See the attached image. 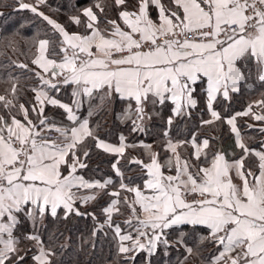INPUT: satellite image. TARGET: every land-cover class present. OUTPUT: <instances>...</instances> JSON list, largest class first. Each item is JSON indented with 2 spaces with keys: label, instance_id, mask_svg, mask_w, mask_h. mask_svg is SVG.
Segmentation results:
<instances>
[{
  "label": "snow or ice",
  "instance_id": "obj_1",
  "mask_svg": "<svg viewBox=\"0 0 264 264\" xmlns=\"http://www.w3.org/2000/svg\"><path fill=\"white\" fill-rule=\"evenodd\" d=\"M45 3L17 0L15 10L30 11L59 33V51L53 48L51 56L60 59L49 58L51 41L40 39L32 60L42 70L34 72L40 82L38 89H31L35 104L17 107L15 83L11 99L0 95V107L6 110L0 115V264H54L56 253L42 240L41 229L46 216L57 217L58 209L64 210L65 219L71 214L93 215L95 219L93 213L81 212L77 203L87 205L108 195L113 199L101 209L106 214L104 224L113 227V213H120V192L108 191L109 186L115 187L111 177L86 179L80 170L88 167L86 159L92 148L123 157L128 146L122 134L116 145L90 127L89 118L94 114L91 103L87 116L78 114L83 97L91 100L96 94L101 102H110L114 96L128 100L120 119H131L135 131L148 105L155 108L171 99L175 115L195 108L198 101L193 93L198 81L206 84L205 103L212 118L202 123L226 121L240 155L228 160L226 154L217 152L207 161V153H203L209 164L203 167L178 152L187 141L174 144L169 139L166 151L172 156L161 163L159 153H153L150 163L143 164L148 176L144 188L150 195L139 186L125 184L119 160L112 163L115 175L121 178L120 189L135 196L131 202L123 198L135 218V225L132 219L124 223L134 228L135 235L122 234L121 226L115 225L119 252L143 251L151 257L159 247L167 250L172 246L168 230L192 226L195 235L203 226L207 235L199 237L197 248L207 242L213 251L202 264H264V141L260 150L250 147L236 126V117L248 115L251 107L222 116L213 106L218 97L229 99L231 93L239 92L243 83L259 81L264 85V0H170L175 10L161 0H136L135 11L119 13L130 31L109 20L113 26L109 37L102 34L91 7L82 11L86 22L79 16L70 17L74 24L90 30V34H81L70 33L40 11L39 6ZM114 3L122 6L126 0ZM96 7L103 12L99 3ZM153 10L158 22L151 16ZM16 66L28 68L26 64ZM62 86H73L70 103L50 94L58 93ZM49 105L62 109L65 119L56 121L45 115ZM31 113H35L34 118H30ZM254 118L264 121V115ZM168 124H172L171 117ZM208 146V139L201 145L193 137L190 156L199 161ZM245 161H249L247 167ZM163 168L170 173L174 170V174L165 175ZM24 219L30 222L31 232L21 238L18 226ZM187 235L180 232L175 243H185ZM22 239L32 241V248L22 249ZM185 251L191 255L194 248L186 247ZM188 255L181 264H186ZM128 259H135V255Z\"/></svg>",
  "mask_w": 264,
  "mask_h": 264
},
{
  "label": "trees",
  "instance_id": "obj_2",
  "mask_svg": "<svg viewBox=\"0 0 264 264\" xmlns=\"http://www.w3.org/2000/svg\"><path fill=\"white\" fill-rule=\"evenodd\" d=\"M27 3H34L35 0H24ZM167 7L171 6L175 10L174 5H170V0H161ZM97 3L103 8V12L96 7ZM136 0H126V4L116 6L114 0H46L45 4L39 6L40 11L51 19L57 21L66 28L70 33L89 34L83 24H74L70 17L79 16L82 21L86 22V18L82 15L84 8L91 7L98 17V27L102 34L109 35L112 31V25L109 20L116 22L123 29H128L120 18L119 13L122 10L130 12L135 11ZM18 7L17 0H0V95H7L11 99L10 90L13 83L17 85L16 97L14 103L17 105L23 103L26 107L35 104V93L31 90L39 88L40 82L34 75L35 71H41L36 65L32 64V60L37 55L38 41L40 39H49V58L60 59L59 56H51L53 48L59 51V43L62 37L55 32L46 21L42 18L35 17L28 10H15ZM182 14V13H181ZM151 16L158 22L157 11L153 10ZM18 64H26L27 69L17 67ZM31 69L32 71H29ZM43 74V73H42ZM249 81L241 85V90L237 93H231L229 99L218 97L214 102V108L221 112L222 116L235 115L251 111L248 115H240L236 117V126L239 129L243 142L250 147L259 150L261 142L264 141V121H258L255 115H264V85L259 81L252 83ZM206 84L198 81L195 87L194 97L198 103L195 108L184 111L182 115H175L173 112L174 104L171 99L166 100L163 105L157 104L155 108L148 105L145 109L146 115L141 121L140 128L133 131L131 119L121 120V114L127 108L129 101L114 96L108 102H101L98 96L86 101L83 98V107L80 110L82 116H87L89 103L95 102L92 106L93 116L89 118L90 127L96 129L98 134L114 143H120L119 137L122 134L125 137L124 143L126 147L123 157L114 154L104 153L102 150L92 148L89 158L86 159L88 167L80 170L86 179H107L111 177L114 186H109L108 191H119L121 203L120 213H113V227L104 224L106 214L101 209L110 202L113 197L102 195L97 201L87 205L77 203V207L81 212L93 213V215L77 216L71 214L67 219L64 218V210L59 209L57 217L53 218L50 214L44 220V227L41 229V238L46 245L53 248L56 255L54 256V264H181L185 255L186 247H193L194 252L188 255L186 264H202V259L209 256L213 251L211 244L205 242L197 244L201 235H207V230L200 226L197 228L196 234H192V226L180 225L174 229L168 230L170 239L173 241L172 246L167 250L163 246L159 247L157 252L151 257L147 253L140 251L135 254H123L119 252L120 241L115 236V225L119 224L122 234L131 232L135 235L134 228L127 226L124 222L132 219L135 225V218L131 215L127 205L123 203V198L127 197L131 202L135 196L134 193L120 189L121 178L115 175V171L111 168V164L119 160L121 171L123 172V182L131 187L139 186L144 188V182L148 179L147 169L143 164L150 163V156L153 153H159L160 162L163 163L171 152H167V141L172 142L187 141L178 148V152L182 157L189 159L190 162L199 164L200 166L209 165L207 161H211L213 154L219 150H225L227 156L232 158L240 155V149L234 150L231 154L228 148L235 140V134L231 131V126L226 121H215L212 124H203V120L212 119L207 111L205 103V94L203 87ZM73 86H63L58 93H51L57 99L64 103L71 102V92ZM134 105V101L131 102ZM5 109L0 107V115L5 113ZM16 109H13L15 112ZM45 115L50 119L61 121L65 119L63 110L54 107H45ZM35 113H31L30 118H34ZM169 117L172 118V124H168ZM22 119L21 117H18ZM97 125L99 127L97 128ZM142 129V130H141ZM167 132V137L164 133ZM196 137L200 143L204 139L209 140L207 149L202 150L201 159L195 160L190 153L194 152L192 147V139ZM87 144L90 146L92 142L89 140ZM145 146H150L145 147ZM203 153H207V161ZM250 159L254 160L255 157ZM133 161H141L135 163ZM246 167L249 161H245ZM166 170L167 168H163ZM101 225L103 227L101 228ZM31 232L30 222L24 219L18 226V235ZM95 232V234H94ZM180 232L188 235L185 237V243L176 244L175 241L179 237ZM127 244L128 242H124ZM32 241L23 240L20 244L22 249L32 248ZM64 245V247H61ZM34 251V249H33ZM23 254V253H22ZM32 252L28 253L30 257ZM135 255V259H128L129 256Z\"/></svg>",
  "mask_w": 264,
  "mask_h": 264
},
{
  "label": "crops",
  "instance_id": "obj_3",
  "mask_svg": "<svg viewBox=\"0 0 264 264\" xmlns=\"http://www.w3.org/2000/svg\"><path fill=\"white\" fill-rule=\"evenodd\" d=\"M123 29V28H122ZM124 30H126V31H130V29H124ZM76 33V32H75ZM90 34V33H89ZM106 36V35H105ZM107 37V36H106ZM45 78H47V76L45 77ZM63 88V86L60 88V89H62ZM51 94V93H50ZM97 95L96 94H94V97H96ZM84 98V97H83ZM82 98V99H83ZM195 98V97H194ZM86 101H88L89 102V100H90V98H88V97H85L84 98ZM92 105H95V102L93 101V103H92ZM174 107H175V105H174ZM188 109H190V108H186L184 111H188ZM78 114H80V113H78ZM86 116V115H85ZM83 117V116H82ZM141 123V121L140 120H137V124H140ZM241 137H242V135H241ZM243 138V137H242ZM235 139H236V137H235ZM106 140V139H105ZM107 142H110V143H113V144H116V145H119V143H114V142H111V141H109L108 139L106 140ZM201 145H202V143H201ZM228 146H230L229 148H228V152L229 153H231V154H233L234 153V150H236L237 149V147H236V145H235V140L233 141V142H231V144L230 145H228ZM260 150V149H259ZM218 152H222V153H224V154H226V159H228V160H232L230 157H228L227 156V153L225 152V150H219ZM207 166H209V165H207ZM207 166H205L204 165V167H207ZM162 171L164 172V174L165 175H168V174H174V170H173V172H169V170L168 169H166V170H164V169H162ZM238 182V181H237ZM136 187V186H135ZM141 190L146 194V195H150L151 194V192H150V190H148V189H143V188H141ZM85 190H81V193H83ZM189 198H191V197H189ZM59 210V209H58ZM141 218H143V214H141Z\"/></svg>",
  "mask_w": 264,
  "mask_h": 264
},
{
  "label": "rangeland",
  "instance_id": "obj_4",
  "mask_svg": "<svg viewBox=\"0 0 264 264\" xmlns=\"http://www.w3.org/2000/svg\"><path fill=\"white\" fill-rule=\"evenodd\" d=\"M107 37H109V35H106ZM93 106V105H92ZM174 144L176 143V142H173Z\"/></svg>",
  "mask_w": 264,
  "mask_h": 264
},
{
  "label": "built area",
  "instance_id": "obj_5",
  "mask_svg": "<svg viewBox=\"0 0 264 264\" xmlns=\"http://www.w3.org/2000/svg\"><path fill=\"white\" fill-rule=\"evenodd\" d=\"M189 38H191V34H189Z\"/></svg>",
  "mask_w": 264,
  "mask_h": 264
}]
</instances>
